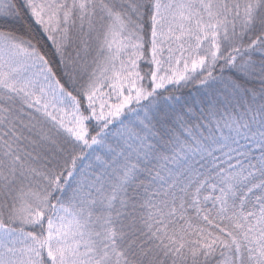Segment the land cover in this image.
Returning <instances> with one entry per match:
<instances>
[{"label":"snow or ice","instance_id":"1","mask_svg":"<svg viewBox=\"0 0 264 264\" xmlns=\"http://www.w3.org/2000/svg\"><path fill=\"white\" fill-rule=\"evenodd\" d=\"M0 264H264V0H0Z\"/></svg>","mask_w":264,"mask_h":264}]
</instances>
